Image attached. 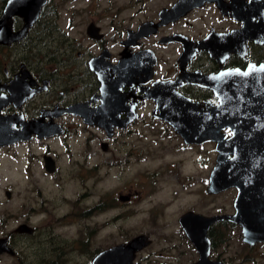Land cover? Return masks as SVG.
Here are the masks:
<instances>
[{
  "label": "flooded vegetation",
  "instance_id": "flooded-vegetation-1",
  "mask_svg": "<svg viewBox=\"0 0 264 264\" xmlns=\"http://www.w3.org/2000/svg\"><path fill=\"white\" fill-rule=\"evenodd\" d=\"M7 1L0 0V16ZM42 1L25 35L0 44V119L7 118L10 123L7 128L14 131L24 130V123L37 121L47 129L51 124L57 125L62 132L41 138L31 134L27 140L0 144V264H66L63 250L56 246L57 240L66 242L55 233L56 202L46 199L35 179L40 176L31 171L35 162L47 178L63 171L56 153L50 151L49 141L62 139L61 144L68 147L72 136L84 134L82 149L86 150L91 143L86 133H98L97 148L100 154H106L111 152L110 145L118 134H130L138 121H144L146 128L156 129L162 138L175 137L184 148L213 146L214 157L204 189L210 195L206 188L215 165V144H184L172 127L160 119L162 113L156 100L172 102L182 98L193 104L216 106L217 92L231 85L233 75L238 78L248 67L264 64V0H159V6L152 11L149 7L156 0ZM22 28V17L11 16L10 32L14 34ZM121 60H127L128 66L126 62L121 64ZM135 67L128 73L127 81H113L119 70ZM94 69L106 70L114 83L103 85ZM198 79L209 82L214 89L193 83ZM75 106L77 111L73 109ZM95 110L105 114L109 124L123 125L133 114L135 118L124 128L113 127L111 137H107L105 129L85 124L76 113ZM5 129L1 127L0 133ZM222 132L229 136L227 130ZM31 144L44 148L43 152L35 155L30 150ZM27 145L29 150L25 149ZM20 147L32 160L26 167L19 164L13 184L7 178V155ZM127 155L130 157L132 153ZM81 157L87 177L66 169L68 178L61 176L64 183H82L93 176L90 173L98 166L87 169V155ZM227 190H234L235 198L236 190ZM86 195L79 194L74 206L80 205ZM62 200L68 201L65 197ZM129 200L128 194H117L110 202L101 197L90 208L80 206L83 210L78 214L86 218V214L117 210ZM186 212L203 217L231 215L233 205L230 214L185 211L181 215ZM68 216L59 217V222ZM233 227L240 232L237 225L227 221L208 227L209 262L231 264L217 249L223 241L220 230ZM178 228L180 242L169 243L158 256L167 260L163 264H179L180 259L188 256L192 258L184 264H195L197 251L179 225ZM138 235H145L150 243L135 254L132 264H162L141 255L153 241L147 233ZM86 244L85 240L83 245Z\"/></svg>",
  "mask_w": 264,
  "mask_h": 264
},
{
  "label": "rangeland",
  "instance_id": "rangeland-1",
  "mask_svg": "<svg viewBox=\"0 0 264 264\" xmlns=\"http://www.w3.org/2000/svg\"><path fill=\"white\" fill-rule=\"evenodd\" d=\"M158 4L159 0H156V4L149 9L152 11ZM133 130L130 134H118L112 141L110 151L113 157L111 152L99 153L96 140L99 138L98 133H86V138L91 141L86 150L82 149L84 134L72 136L68 147L61 144L62 139L49 141L50 151L56 153L63 170L54 177H44L37 162L31 164L32 174L40 176L35 178L39 190L46 199L56 202L53 209L56 217L55 233L59 239H66V242L57 240L56 246L63 250L66 264H90L97 252L146 233L153 243L141 255H148L151 261L163 264L167 260L158 254L163 253L162 250L169 243L180 242L177 219L183 212L193 211L204 215L232 213L234 190L213 196L204 192L214 157L211 144L184 148L175 137L162 138L157 135L156 129L149 130L141 120L134 125ZM30 148L37 156L44 150L35 144H31ZM25 149L29 150V146ZM88 150H91L89 154ZM25 152L21 147L8 152L7 178L13 184L19 164L26 167L32 160L28 157L29 153ZM129 152L132 153L130 157L127 155ZM82 155H87V169L98 166L90 173L93 176L82 183H64L61 176L63 179L68 178L66 169H73L87 177L88 174L82 170L85 168ZM79 194H87V197L80 205L74 206ZM117 194H128L130 200L117 210L89 216L86 214V218L79 216L78 211L83 210L80 206L90 208L101 197L110 202ZM63 197L69 201L68 204V201L62 200ZM65 214L69 216L59 222V217ZM220 235L223 241L217 252H221V257L227 262L264 264V243L246 248L241 243L237 227L223 228ZM85 240L87 244L83 245ZM190 258L180 259L179 264H184Z\"/></svg>",
  "mask_w": 264,
  "mask_h": 264
},
{
  "label": "water",
  "instance_id": "water-1",
  "mask_svg": "<svg viewBox=\"0 0 264 264\" xmlns=\"http://www.w3.org/2000/svg\"><path fill=\"white\" fill-rule=\"evenodd\" d=\"M41 1H7L0 16V44L15 41L25 35L38 14L43 3ZM13 15L23 19L22 30L14 34L9 29ZM125 62L128 66L127 60L120 61L121 64ZM135 69L136 67L127 68L126 71L119 70L113 81H127L128 73ZM94 73L103 85L109 81L110 84L114 83L107 76L106 70L94 69ZM193 83L214 89L209 82L201 79ZM216 96V106L209 103L193 104L182 98L172 102L161 101L159 98L156 100L162 113L160 119L172 127L184 144H215V165L209 174L206 193L213 195L229 188L236 190L231 215L203 217L186 212L178 218L179 227L197 251L198 261L195 264H222L209 262L207 259L209 242L206 232L216 222L227 221L237 225L240 228L241 243L246 247L264 243V64L248 67L238 78L233 75L231 85L223 86ZM73 109L77 111V106ZM76 113L81 115L85 124L105 129L107 137H111L113 127L124 128L135 118L133 114L123 125L109 124L105 114L99 110L87 114ZM9 126L7 118L0 119V128H6L0 133L1 145L27 140L31 134L41 138L62 132L57 125L51 124L47 129L42 127L46 125L40 122L37 124V121L34 124L24 123L25 129L21 131L10 130L7 128ZM224 130L229 132V136L222 132ZM149 243L145 235H137L125 243L99 252L93 257L91 264H132L135 254Z\"/></svg>",
  "mask_w": 264,
  "mask_h": 264
}]
</instances>
